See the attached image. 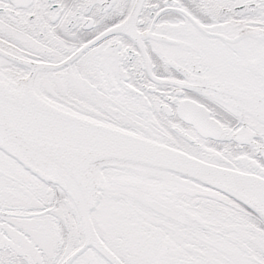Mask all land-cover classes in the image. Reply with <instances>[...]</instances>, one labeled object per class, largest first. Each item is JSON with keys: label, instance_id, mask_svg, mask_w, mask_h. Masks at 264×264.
Wrapping results in <instances>:
<instances>
[{"label": "snow or ice", "instance_id": "snow-or-ice-1", "mask_svg": "<svg viewBox=\"0 0 264 264\" xmlns=\"http://www.w3.org/2000/svg\"><path fill=\"white\" fill-rule=\"evenodd\" d=\"M0 264H264V0H0Z\"/></svg>", "mask_w": 264, "mask_h": 264}]
</instances>
